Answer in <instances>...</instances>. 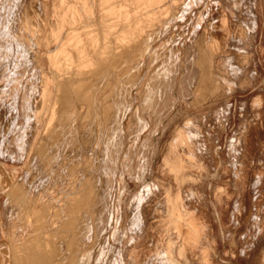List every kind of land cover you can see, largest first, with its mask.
<instances>
[{
  "label": "bare ground",
  "instance_id": "6f19581e",
  "mask_svg": "<svg viewBox=\"0 0 264 264\" xmlns=\"http://www.w3.org/2000/svg\"><path fill=\"white\" fill-rule=\"evenodd\" d=\"M17 1L5 17L7 24L12 27V23L15 25L20 19L27 25L32 19L35 21L34 16L27 21L28 17L22 15L26 0ZM160 1L128 0L126 5L123 4V8H120L122 1L119 0H104L105 5H102L104 2L101 5L99 3V6H102L101 11L104 9L105 12H103L105 17H102L105 19L100 17L101 21H99L102 24L104 21L108 22L105 26L100 25L104 27L103 37L112 35L116 39L113 45H110L111 48L103 41L106 39L103 37L100 39L98 32L94 30L97 26L93 18H90V22H86L89 24L94 21L91 23L92 26H96L94 29L86 22L83 23L86 25L79 24V21L86 16L82 17L83 8L77 5L80 2L77 3L76 0H57L52 11L54 13H50L53 16L52 18L50 15L54 20L53 25H50L52 23L50 16L49 25L42 23L44 17L40 18L41 20L36 18L43 25L40 27L36 24L39 27L37 26L38 30L35 32L38 31V35L42 31L48 32L47 35L43 33V36L40 35L42 39L38 38L30 42L31 38L38 36L33 32L35 29L31 30L35 25L28 28V35L30 34L31 38L24 28L13 34V28L10 27L12 36L9 35L8 30L5 32V35L11 38L6 40L7 37L4 35L6 41L1 43L0 55L10 52L14 56L22 55L21 59L25 60L18 63L15 61L13 65H7L3 61L2 65L6 64V68L15 70L16 74H20L23 69H27L26 72L30 70L31 74L29 81L24 84L21 80H17L13 84L10 82L5 89L0 88V126L3 125V128H0V142L16 130L17 124L15 125L14 121L20 113L24 114L28 118L26 132L20 131L19 139L16 136L14 143L17 152L21 153L22 164L28 159L30 163L27 164V172L22 173L20 170L26 168L24 167L26 163L22 168L11 165L4 159L0 160V185L9 204L7 214L4 213L5 222L2 221L0 225V264H135L134 258L128 259V251H123L119 256L114 253L113 233L109 229L106 232L103 222L111 214L119 218H129V224L133 228L145 232L156 226L155 221L151 219L173 215L176 217L174 224L170 227L163 226L162 229L170 228L178 236H187L190 226L186 222V217L199 216L205 210V203L211 206L215 213L216 205L220 208V204L223 207L221 203L223 199H226V203L227 200L229 201L230 190L217 193L215 186L211 187L210 181L219 179L220 159L218 160L217 157L218 161L215 160L214 165H212L214 160L210 158L212 160L210 166L216 169L214 172L211 171L213 172L211 180L206 182L209 174L206 172L210 171L206 168L208 164L206 161L209 160L207 153L209 149L214 148L212 146L218 144L216 142L220 141L221 136L215 135L216 139L215 136L212 138L215 139L213 143L210 142L211 137L201 139L195 131L196 125L202 122L201 117L191 118L185 122L183 130L168 148V156L170 153L177 154L181 165L176 164L174 170H167L168 156H164L162 174L165 178V186L159 187L151 180V175L158 169L160 161L159 144L163 130L166 128L163 123L166 120L164 117L181 116L186 110L195 109L196 97L206 85L219 89L218 85L222 80L235 78L236 75L239 78L243 75L249 80L256 72L261 58L264 59V41L262 44L259 43L262 39L259 41L258 30L252 46L241 42L236 50L238 68L235 72H228L225 65L220 64L227 48L224 51L223 47L221 49L223 55L213 59L215 48L211 45L207 48L205 38L202 39L204 32L209 34L210 30L202 22L198 23L196 17L193 23L197 27L193 32L179 26L174 28V24L166 22V25L156 26L159 31L155 32V37L147 36V32L152 33L151 27L160 20L157 16L161 14L154 15L156 8L153 12V5ZM164 2L166 4L165 0ZM178 4L176 0H170L171 12L173 13L175 9L177 18L183 15L181 10L189 11L197 6L191 0H184L180 9L176 10ZM87 5L90 7L89 4ZM32 7L36 6L32 5ZM159 8L158 11H163ZM36 15L40 17L39 14ZM88 16L92 17V14ZM97 17L94 16L96 19ZM156 20L158 21L155 22ZM240 33L244 34L242 29ZM101 40L103 48L105 46L110 48L107 51L101 45V49H98L101 53L107 51L103 60L101 58L104 54H99L101 55L99 62L103 61L102 65L95 70L89 67V71L87 68L74 70L76 59L79 61L81 59L78 66L87 67L93 58H87L89 53ZM98 53L96 52V56ZM38 57L42 59L39 62L41 65H37ZM127 66L129 70L126 71ZM71 67L72 71H70ZM4 74L6 76L7 73ZM72 79L81 81L74 86ZM10 84L13 86L12 89H9ZM93 84L95 88L91 87ZM116 88L117 93L114 92ZM75 100L79 107L72 109L67 117L64 116V123L61 124L56 119L57 115L63 109L70 110ZM138 106L142 109V115L149 114L151 119L152 116L154 117V127L143 122L138 112L135 113ZM87 110L91 117L87 116L85 112ZM166 112L168 115H163ZM11 117L14 121L9 122ZM5 125L8 126L4 127ZM218 149L219 147L213 152ZM262 152L264 155V149ZM230 153L236 161V157L243 152L239 148ZM36 154L45 155V161L40 160L42 167L36 165L38 157ZM8 157L11 158V154ZM212 158L215 159L214 155ZM236 164L240 169L236 168L231 173L243 183L249 176L248 171ZM224 171L229 170L224 169ZM259 173L261 183L254 187V200L251 201L253 203L251 213L254 212V221H251L255 222L257 227H254L251 239L243 233V238L242 235L239 238H242L239 252L242 257L249 256L256 242L264 236V165L260 166ZM208 194L210 199H207ZM239 194L238 202L234 198L237 204L234 206L236 209L233 210V217H230L232 220H228L232 222L231 229L228 228L231 232L234 231L233 227H237L238 219L245 210L243 193ZM157 200L162 203L156 204ZM22 204H27L33 209L30 213V217L36 215L33 222L31 219L21 218ZM220 217L215 216L218 228L222 227ZM250 224L252 225L249 227H252L253 223ZM216 247L217 242L214 240L209 255H205V262L208 264L224 262L219 252L215 251ZM179 253L178 248L176 254ZM235 255L237 257V254ZM174 257L166 251L158 262L146 264H163L159 263L161 261H170L165 264H178Z\"/></svg>",
  "mask_w": 264,
  "mask_h": 264
},
{
  "label": "rangeland",
  "instance_id": "374dc122",
  "mask_svg": "<svg viewBox=\"0 0 264 264\" xmlns=\"http://www.w3.org/2000/svg\"><path fill=\"white\" fill-rule=\"evenodd\" d=\"M6 1H7V3H6ZM27 1H29V2H27ZM34 1L35 0H26L24 2L25 4H24L23 11L25 13L22 12V15L23 16L26 15L28 17L27 21H30L33 18L31 16H34L35 21H33V19H32L31 22H33V24L31 22H28L30 24L27 25V23H24L23 20L20 19L18 22H16V24H15L16 27H18V26L21 27V26H23V24H25V25L23 27H21L20 29H19V27L16 29V27L13 23H12V27H11V25L7 24V20H6L7 18H5V17L8 14V11L12 7L14 8L13 4L15 5L16 4L15 2H18V1L17 0H0V25H1L0 29H3L2 31L0 30V37L3 36L2 38L4 39L3 40L1 38V40H3V41L0 40V46H2V44H1L2 42H5L6 40H10V38H11L10 36H12L13 34H17L16 32H18V30L20 31L21 29L24 28L26 34L28 35V33H29L28 28L29 27H32L35 25L34 26L35 28H33V27L31 28L32 31L35 29L33 31V32H35L36 30H38L39 26L41 27V25H43V24L47 25L48 23L50 24L52 21L54 22V20L51 19V16H52L51 14L54 13L52 11L54 9V4L57 3V0H53L52 2H51V0H39V1L36 0L38 2H36V1L34 2ZM42 1H43V3H42ZM82 1L83 0H76L77 3L80 2L77 5L79 7L82 6V8L84 10V11L81 10L82 11L81 13L83 14V15L81 14L82 17L86 16V17H88V19L93 18L92 20L96 21L95 25L97 27L92 26L93 24H91V23L92 22L94 23V21H92L91 23L88 24L87 22H90L91 19L89 21H88V19L84 20V18H86V17H83V20L82 21L80 20L81 22L79 21V24L80 23L83 24L87 21L86 22L87 25H90V27H93V29L96 27V29H94V30L96 32H98V36L101 39L104 36L105 32L102 31V29L104 27L102 28V27H100V25L105 26V24L108 23L107 21L106 22L104 21L103 24L100 22L101 18L104 16V14H103L104 9H102V11H101L102 6H99V3L101 5L102 2H104V0H101V1L100 0H93V1L90 0V2H88V0H84L83 2ZM119 1H122V5L120 8H123V4L126 5V1H128V0H119ZM157 1H160V0H157ZM165 1H166V4H165L164 0H161L160 2L163 4H161L159 2L158 4L153 5V12L155 10L157 11V12L155 11L154 15L155 14L158 15L157 13H159L161 15L157 16L160 20L159 19H158L159 21L156 20L155 22L158 21L157 23L154 22L155 23L154 27L156 29L154 27H151L150 32H152V33L149 34V32H147V34H148L147 36L155 37V32H157V30L159 31V28L156 26L157 25H166V22H167V24H169L170 22H171V24H174V28L179 26L182 29L188 28L193 32L194 29L197 27L193 23L195 20V17H196L197 18L196 21L198 20V23L202 22L203 25H205L207 27V29L209 28V30H210L209 34L204 32L202 39L205 38L207 48L210 45H211V47L215 48L216 52L212 58L215 59L216 56H217V58H219L224 53L223 51L221 53V49L224 47L223 50L225 51L227 48V52L225 53L224 57H221L222 59L220 60V64L223 63L225 65L224 67H226L228 72H235L238 68L237 67L238 64H237L236 50H237V47L239 46V44L241 42H246V44L252 46L253 42L255 41V37H256L258 30H259L258 34L260 36L259 41H260V39H262L259 43L262 44V42L264 41V29H263L264 28V26H263L264 25V0H191L193 3H196L197 6H195L193 9H191L189 11H182L181 10V14H183V15L179 16L178 18L176 17L177 15L174 12L175 9H173V13L171 12L170 0H165ZM86 2H88L87 4H89L90 7H88ZM176 2L179 3L178 5H176V10H178V9H180V6L184 2V0H176ZM2 3H4V4H2ZM44 3H47V5ZM32 5L36 6V7L34 8V7H32ZM97 5L99 8L100 7L101 8L99 9L97 7ZM102 5H105V2ZM166 5H168L170 7H168V6L166 7ZM158 7L163 9V11H162L159 8L163 13H161V11H158ZM166 8L169 9L168 12H167ZM28 9H29V11H28ZM98 10L101 11L102 14L99 13ZM85 11H87V13H89V14L85 13ZM36 14H39L40 17H38ZM41 14H43V16ZM91 14H92V17L88 16ZM29 15H30V17H29ZM2 16L4 18H2ZM49 16H50L51 22L49 20ZM94 16L95 17L98 16L97 19L94 18ZM165 16H167L166 19H168V18L169 19L166 20ZM1 18L3 19L4 22L1 21L2 20ZM36 18H39V19L43 18L42 23L43 22L44 23L42 24L41 22H39L41 19L37 20ZM52 18H53V16H52ZM180 18H182V20H180ZM102 19L104 20L105 18H102ZM103 20H102V22H103ZM161 20H163V21L160 22ZM53 22L50 25H53ZM164 22H165V24H164ZM2 23H3V25H2ZM18 23H19V25H18ZM21 23H23V24H21ZM4 24H6V26H4ZM36 24H39V26ZM86 24H83V25H86ZM26 25H27V27L25 29ZM260 25L263 28H261ZM2 26H4V27H2ZM10 27H11V29L13 28L12 29L13 34L10 33L11 32ZM241 29L244 32L243 35L240 33ZM97 30H99V31H97ZM6 31L9 32L10 36L5 35ZM261 32H262L263 36L261 35ZM42 33H43V35L44 34L47 35L48 32L42 31L40 33V35H42ZM101 33H103V34H101ZM6 34H8V33H6ZM38 34H39L38 31L35 32V35H38ZM4 35L7 37V39ZM40 35H38V36L32 35V36H34L33 39L31 38V36H29L31 38L30 40H32V41H30V40H28V41L34 42L35 39H38V38L42 39L43 37L40 38ZM111 36L108 35L106 38L103 37L104 39H106V41L105 40H103V41L106 42L105 43L106 45L109 44L108 46L110 48L116 40L115 37H113V36L111 37ZM109 38L111 41L109 40ZM101 43H102V40L99 43L100 45L97 44V47L98 46L100 47L102 45L101 47L103 48V43L102 44ZM97 47H95V48H97ZM99 47L96 50H95V48L92 49L91 53H89V56L87 57V58H92V57L94 58V59L92 58V61H91L92 63L91 62L89 63L91 66H89V64L87 65V67H83L80 65L78 66V62L80 64L81 59H80V61H79V59L78 60L76 59V62H74L75 66L73 65L74 70H78V69L83 70V68L84 69L87 68L89 71L90 69L95 70V68L97 69V67H100L102 65L103 61L102 62H99V61H101V59L103 60L104 57H106L105 54H107V51H108L107 49H110V48L109 47L107 48L105 46V48H103V49H106L107 51L104 50L103 51L104 53L103 52L101 53V50H98V49H101V47L100 48ZM7 50L9 51V49H7ZM98 51H99V53H98ZM96 52L98 53L97 56H96ZM9 53L10 52L4 53V54H2L3 56L0 55V60L6 54L8 55V57L6 55L3 58V60H1L0 66L4 63H6L7 65L8 64L13 65L15 61H17L15 63H18L19 61L25 60V59H21V58H23L22 55L21 56L15 55L16 56L15 57L14 54H11V53L9 54ZM99 54H101V55L104 54V56L102 55V58H101V55H99ZM9 56H10V58H9ZM6 57H7V59H5ZM10 59H12L13 61ZM15 59H19V60H15ZM40 59L41 58L38 57V60H37L38 64L37 65L40 64L39 63V62H41ZM5 60H6V62H5ZM89 60H91V59H89ZM3 61H4V63H3ZM97 63H99V64H97ZM92 64H93V66H92ZM5 65L4 66L2 65L3 68H1L2 66L0 67L1 76L2 75L5 76L4 73H7L5 77L0 76V81H1V79L3 81V82L2 81L0 82V88L5 89V87L7 88V85L10 82H12L11 84H13V82L15 83L17 80H21L23 82L22 84L29 81L30 74H31L30 70H28V72H26L27 69L26 70L23 69L20 74H16L15 70L7 69L6 68L7 65L6 66ZM76 67H77V69H75ZM128 68H129L128 66L125 68L126 71L129 70ZM70 69H71L70 71L73 70L72 67ZM5 70H7V71H5ZM9 71L11 72L10 74L8 73ZM84 71H87V70H84ZM218 71L220 72V70H218ZM8 74L11 76H9ZM99 75L100 74H97V76H99ZM26 76H28V77H26ZM9 77H11V78H9ZM4 81H6V82H4ZM77 81L72 79V84H74V86H75L76 84L80 83L81 80L78 82ZM3 83H6V84H3ZM11 84H10L9 89L13 88V86ZM2 85H4V86H2ZM246 85H248V86H246ZM249 85H251L252 87H250ZM206 86L203 87L204 89H202V92L200 91L201 93L199 92L197 97H196L197 101L195 100V104H194V107H196L195 109L186 110L181 116L176 115V116H172V117H168V116L164 117L166 120L163 123L165 124L166 128L163 130V135H161L162 140L160 139L161 142L159 144L160 161H159V164L157 167L158 169L153 171V173L151 175V180L153 182H155L159 187L165 186V178L163 177L162 169H163V163L165 161L164 156L167 157L168 153H169L168 148H170V146H172L176 137L179 135V132L181 130H183L185 122H187L191 118L201 117L202 122L200 124H197L195 127V131L199 134L201 139H208L211 137L210 142L213 143V142H215V139H216L215 135L221 136V138L219 139L220 141L217 140V142H216L218 144L212 146L214 148L212 150L209 149L208 153L206 151V153L209 154L208 155L209 157L206 154V156H205L206 159L208 157L209 160H210V158L212 160H214L212 162L213 164L211 163L212 160L206 161V162H208V164H206V168H208L210 170V171L206 170L207 171L206 173L207 174L209 173L208 176L206 177V182L208 180L209 181L211 180L210 179L211 174L216 169L214 166H212V165H214L215 160H217V158H218V160L220 159L219 161L217 160L218 163H220V170H219L220 174L218 176L219 179L218 178L214 179V180L210 181V183L212 185L211 186L212 188H213V186H215V189H217V191H216L217 193H221V192L225 191L226 189H227L226 191L230 190L229 191V195H230L229 201L227 200V203H226V199H223L221 201V203L223 204V207L225 206V208H223L221 204H220V208L218 205H216L214 207L216 210L215 213H214V209H212L211 206H209L207 203H205V205H204L205 210L202 211L199 216L186 217L187 218L186 222L190 226L188 233H187V236H185V235L178 236L177 234H175L173 232V230L171 231L170 228L166 229V230L162 229L163 226H167V227L169 226L170 227L171 225L174 224L176 217H174L173 215L157 216V218L151 219V220L155 221L156 226H155V228H151L149 231L145 232L143 230H140V229L138 230V229L133 228L129 224V218H124V217L119 218L118 216H115V214H111L103 222H104L106 232L109 229L111 231V233H113L112 234V241H113V247H115L114 253L116 256L123 254V251L126 250V251H128V253H127L128 259L134 258L136 261L135 264H146L147 262L148 263L149 262H158L159 258L163 255V253L168 251L170 254H172L173 256L176 257V259H175V257H174V259L178 262V264H208V262H205L206 261L205 255L206 256H207V254L209 255V251H211V244L215 240L217 242V247H216L215 251H217V253L219 252L218 254L221 255V259L224 261L221 264H264V259H261V257L264 258V256H263L264 255V236L261 239H259L258 242H256V244L253 247V250H255V251L252 250V252L249 254V256L242 257L241 254L239 253L240 249H241L240 244H241L242 238L244 236V235H242V233L245 234V236L247 238L251 239L252 238L251 236L254 233L253 231L257 227L254 224L255 222H253L254 221L253 220L254 212L251 213V211H252L251 209H253L252 208V205H253L252 202L254 200V192H253L254 187L257 184L261 183L260 182L261 178L259 177V174H260L259 169H260L261 165H264V155L262 152V150L264 149V59L261 58L259 65H257L256 72L250 77L249 80L247 77H244L243 75H242V78L241 77L239 78L236 75L235 78H227L226 80H222L218 85L219 89L217 87L213 88L212 85L211 86L208 85L207 87ZM91 87L95 88L94 84ZM215 89H218V90L216 91ZM212 91H214L215 94ZM114 92L117 93L118 89L116 88L114 90ZM78 107H79V105L75 100L73 102V107L70 108V110L69 109H63L62 111H60L59 114L57 115L56 119L58 121H60L61 124H63L64 123V119H63L64 116L67 117L69 114H71L72 109H77ZM130 109L131 110L133 109L132 106H130ZM10 112H12V111H10ZM85 112H87V116H90V113L88 112V110ZM137 112H138L139 116L142 118L143 122L148 123L150 127H151V125L154 127L153 124H154L155 120H154L153 116L151 119V116L149 114L142 115V109L140 106L136 107L135 113H137ZM64 113L66 115H64ZM166 114H167V112L164 113L163 115H166ZM78 116H79V114H78ZM15 117H16V115H15ZM12 120L14 121V119L11 117L9 122H11ZM17 120L14 121L15 125L17 124L16 130L13 133H11L10 135L6 136L5 139H3L2 142H0V160L3 161V159H4L5 162H7L11 165H14L16 167H20V166L22 168L26 167L23 170L22 169L20 170V172L25 173V172H27V167H28L27 164L29 165L30 159H28L27 162L25 161V163H26V164L24 163L25 165L22 164V161L20 158L21 153L17 152V149L15 148L14 141L16 139V136L19 139V133H21L23 130H24V132H26L28 118H26L24 116V114L20 113ZM24 125H26V126H24ZM7 126L5 125L4 127H7ZM0 128H3V125H1ZM21 128H23V129H21ZM14 134H15V136L13 137ZM213 137L215 138L214 140L212 139ZM22 139H23V137H22ZM24 140H26V137L24 138ZM0 141H1V138H0ZM1 143L3 144V146ZM218 147H219L218 151H215V153H214L213 151L217 150ZM239 148L243 153H241L239 157H236L237 159L235 161V159H233L234 158L233 154L230 153V151H232V150L235 151V150H238ZM6 150L8 151L9 154L7 153ZM209 152L214 153V154L211 155V153H209ZM217 153H218V155H217ZM10 154H11V158L8 157V155H10ZM171 154L172 153L169 154L168 160L166 162V169L169 171L174 170V166L176 164L181 165V163L179 161V157L177 156V154H172V155ZM37 155H38V157L36 160V165L39 167V166H41L40 160L42 159L45 161V155L41 156V154H36V156ZM213 155H214L215 159L212 158ZM215 155H217V156H215ZM228 157L230 159H233V160H230ZM233 161L235 164L233 163ZM229 163H230V165H229ZM236 163H238V165L241 166L242 169H246L248 171L249 176L245 179V181L243 183L241 180H239V179L237 180V178H235L234 173L233 174L231 173L234 171V169L239 168L238 166H236L237 165ZM210 164H212V165L210 166ZM22 165H24V167ZM210 168H212L213 170ZM224 169L226 171L228 169L229 171L225 172ZM211 171H213V172H211ZM0 187H1L0 191H2V192H0V196H1L0 199H3V200H0V215H1L0 216V225H1L2 221L5 222L6 218H4L5 217L4 213H6V211L8 209L7 207L9 204L7 203V200H5L6 195L4 194L1 185H0ZM239 192H241L240 194L243 193L242 199H243V204H244L245 210H244L243 214L238 219L237 227L236 228L233 227L232 230H234V231L231 232L230 226H231L232 222L230 223L229 221L232 220V218H230V217H233V214H234L233 210L236 209V207H234V206H236V204L238 202L237 197H238ZM232 198L233 199L236 198L237 202L235 199L232 200ZM207 199H210L209 194L207 196ZM3 201H4V203H3ZM155 203L157 204V203H162V202H159V200H157ZM2 206L4 209L2 208ZM231 206H232V208H231ZM21 207H23L22 211L20 212L21 218L25 219V220L31 219V222H33V220H35V216H36V215H34V216L30 217V213L33 212V209L30 206H28L27 204H22ZM247 211H248V213H247ZM222 213H224V214H222ZM216 215L221 216L220 217V224L222 226L221 228H218V226H216V221H215ZM222 215H223V217H222ZM230 215H232V216H230ZM248 215H251V216L248 217ZM251 220H253V221H251ZM241 222H242V224H240ZM250 222L253 223V226H252L253 229L251 226L249 227V225H252V224H250ZM222 223L225 225H223ZM151 227H153V226H151ZM228 228H230V229H228ZM244 229L246 232L244 231ZM22 230H24V229H22ZM239 231H240V234H239ZM10 233H12V230ZM236 233H237V235H236ZM241 235H242V238L239 239L241 237ZM234 236H237V237H234ZM233 237L235 238L236 241H234ZM226 239H228V240H226ZM224 240H225V242H224ZM237 240H239L240 242ZM231 241L234 243H232ZM230 242L232 243L233 246L229 245V244H231ZM226 243H228V244H226ZM223 244H224V247H223ZM226 245H228V247ZM238 245H239V248H238ZM178 248L180 249V253L176 254V249H178ZM223 249H225L226 251ZM225 253H226V255H225ZM253 253H255V254H253ZM235 254H237V257ZM253 255H255V256H253ZM222 256H224V257H222ZM223 258H225V259H223ZM259 258L262 261H260ZM167 262H170V261H161L159 263L165 264Z\"/></svg>",
  "mask_w": 264,
  "mask_h": 264
}]
</instances>
